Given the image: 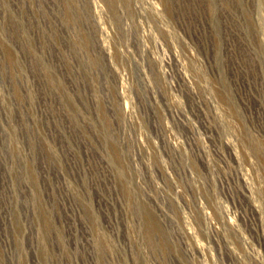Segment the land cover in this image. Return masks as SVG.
Segmentation results:
<instances>
[{"label":"rangeland","instance_id":"rangeland-1","mask_svg":"<svg viewBox=\"0 0 264 264\" xmlns=\"http://www.w3.org/2000/svg\"><path fill=\"white\" fill-rule=\"evenodd\" d=\"M0 264H264V0H0Z\"/></svg>","mask_w":264,"mask_h":264}]
</instances>
